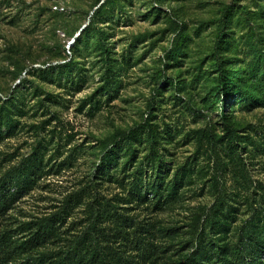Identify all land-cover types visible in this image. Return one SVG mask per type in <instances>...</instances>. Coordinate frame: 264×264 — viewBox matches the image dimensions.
Returning a JSON list of instances; mask_svg holds the SVG:
<instances>
[{
  "label": "rangeland",
  "instance_id": "rangeland-1",
  "mask_svg": "<svg viewBox=\"0 0 264 264\" xmlns=\"http://www.w3.org/2000/svg\"><path fill=\"white\" fill-rule=\"evenodd\" d=\"M224 3L232 8L226 18ZM88 24L94 29L86 30ZM79 34L87 45L78 49L72 45ZM104 43L113 45L111 55L95 49ZM260 53L264 0H0V95L16 104L12 125L0 124V177L25 157L44 162L42 176L9 209V220L16 227L57 211L68 194L97 181L93 172L108 139L140 128L143 135L148 125L162 137L167 179L189 166L193 181L180 188L179 202L159 211L119 201L114 197L127 196L123 187L103 182L100 201L128 217L106 220L105 234L115 227L146 234L152 223L184 225L214 203L217 188L234 203L247 194L245 181L209 134L222 135L226 120L258 141L254 130L264 133V106L237 100L233 89L218 98L217 63L235 79ZM108 67L116 74L109 88ZM134 146L139 160L149 153L145 137ZM254 153L247 146L244 176L264 191V153ZM71 213L64 229L71 225L77 233L87 223L84 204Z\"/></svg>",
  "mask_w": 264,
  "mask_h": 264
},
{
  "label": "trees",
  "instance_id": "trees-1",
  "mask_svg": "<svg viewBox=\"0 0 264 264\" xmlns=\"http://www.w3.org/2000/svg\"><path fill=\"white\" fill-rule=\"evenodd\" d=\"M222 6L226 18L232 8L230 4ZM225 18L219 23L220 38ZM85 28L94 29L90 24ZM73 42H77L72 45L77 48L82 42L87 45L82 34ZM95 49L101 55H111L113 45L97 44ZM250 64L241 68L234 79L217 63L218 98L222 100V92L233 89L237 100L264 106V54L253 57ZM115 75L114 67H108L103 74L105 87H111ZM0 102L5 111L3 114L0 110V124L10 127L14 121L12 110L16 108L13 96L0 95ZM223 127L222 135L209 134V142L220 146L224 156L239 168L247 194L233 201L239 204L236 206L217 188L214 203L193 212L184 225L157 227L152 223L151 227L143 229L146 234H138L136 226L131 231L115 227L112 228L114 233L105 234L101 224L106 220L119 221V218L128 217L117 212V205L100 201L98 186L103 182L116 183L123 187L127 196L114 198L135 202L152 211L171 208L182 199L180 188L193 181L191 168L183 166L181 170H175L172 179H167L171 167L160 149L162 137L150 125L144 127L143 135L140 128L108 139L93 172L97 181L90 179L83 187L68 194L57 211L15 227L14 221L9 220L8 211L18 197L33 187L44 168L42 157H25L0 177V219H8L6 222L0 220V264H264V191L259 185L252 187L246 183L243 159L250 145L254 155L264 153V133L254 130L260 131L257 141L249 134L244 137L239 133L246 127L240 128L226 120ZM141 137L149 142V153L139 160L134 142ZM81 204L85 206L87 223L80 231L72 233L71 225L68 229L64 227L74 207ZM131 234L135 237L130 238ZM159 240L166 242L159 243Z\"/></svg>",
  "mask_w": 264,
  "mask_h": 264
}]
</instances>
